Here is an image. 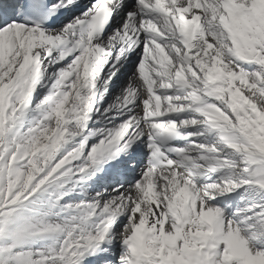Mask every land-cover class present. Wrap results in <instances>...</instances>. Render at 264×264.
<instances>
[{"label":"snow or ice","instance_id":"obj_1","mask_svg":"<svg viewBox=\"0 0 264 264\" xmlns=\"http://www.w3.org/2000/svg\"><path fill=\"white\" fill-rule=\"evenodd\" d=\"M0 264H264V0H0Z\"/></svg>","mask_w":264,"mask_h":264},{"label":"rangeland","instance_id":"obj_2","mask_svg":"<svg viewBox=\"0 0 264 264\" xmlns=\"http://www.w3.org/2000/svg\"><path fill=\"white\" fill-rule=\"evenodd\" d=\"M119 81H117V83H118Z\"/></svg>","mask_w":264,"mask_h":264}]
</instances>
